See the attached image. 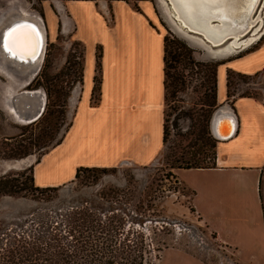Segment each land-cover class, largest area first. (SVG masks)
<instances>
[{"label": "rangeland", "instance_id": "1", "mask_svg": "<svg viewBox=\"0 0 264 264\" xmlns=\"http://www.w3.org/2000/svg\"><path fill=\"white\" fill-rule=\"evenodd\" d=\"M90 1L103 14L109 27L115 25L113 2L121 1L132 8L137 6L140 13H143L142 6L148 4L155 11L156 28L165 36L182 41L191 51L193 61L180 65L176 71L187 78L188 89L178 97H170L165 105L171 144L188 145L189 140L195 141L196 134L207 125L206 116L212 111L206 105L210 100L207 95L210 94L211 65L243 57L264 43V0L254 13V19L259 18L258 27H262L259 39L248 48L229 55L219 54V50L211 49L206 43L201 46L199 41H190L188 37L191 35L175 21L165 0H0L1 20L13 13L30 14L45 27L47 41L39 73L30 85H15L9 79L15 78L14 73L0 62V188H6L0 192V258L4 254L2 247L14 243L20 236L28 238L40 234L49 237L52 226L62 224V211L95 199L104 208L113 205L118 210H125L128 226L133 222L132 217L143 220L142 232L147 239L150 264H160L163 252L170 249L190 251L210 264H239L231 252L215 243L205 228L193 221L191 212L185 208L190 192L179 182L175 172L174 178H166L169 169L164 158L149 167L127 163L106 175L85 172L58 191L37 189L35 180H32V167L43 155L60 145L72 125L76 112V103L72 100L83 89L85 53L90 49L87 34L82 31L81 40L75 37L77 25L67 5ZM79 4L82 9H78L81 11L78 20L93 37L102 38V22L91 13L89 6ZM82 26L80 23V28ZM102 50L97 47L98 57ZM96 72L98 80L91 99L93 105L100 101L102 82L101 68L98 67ZM244 75H235L233 79L235 97L246 94L264 103V70L256 75ZM24 91H39L46 97L45 112L36 124H23L9 111L13 96ZM221 107L212 116L211 132L214 116ZM198 175L193 170L179 173L180 180L187 186L202 181ZM138 222L135 224L139 225ZM176 257L180 264H189L184 255L173 252L164 256L162 264H170Z\"/></svg>", "mask_w": 264, "mask_h": 264}, {"label": "crops", "instance_id": "2", "mask_svg": "<svg viewBox=\"0 0 264 264\" xmlns=\"http://www.w3.org/2000/svg\"><path fill=\"white\" fill-rule=\"evenodd\" d=\"M79 3L89 6L102 22L103 39L93 37L78 20ZM111 6L114 27L107 25L91 1L67 5L77 25L75 37L81 40L82 33L87 34L90 49L85 53L83 89L72 100L76 103L72 125L61 144L32 167L37 188L68 185L80 168H119L127 163L149 167L163 156L165 35L156 28V14L148 4L142 6L143 13L121 1ZM98 46L103 49L102 82L100 101L93 105ZM229 70L247 75L263 71L264 43L218 68V104L221 111L234 115L237 131L231 139L218 142L216 167L192 169L202 181L189 186L180 180L182 170L174 172L190 192L185 208L193 221L231 252L237 263L264 264V209L259 191L264 169V103L251 97L227 102ZM169 252L184 255L189 264H210L182 249L165 250L160 264ZM178 261L176 257L170 264Z\"/></svg>", "mask_w": 264, "mask_h": 264}, {"label": "trees", "instance_id": "3", "mask_svg": "<svg viewBox=\"0 0 264 264\" xmlns=\"http://www.w3.org/2000/svg\"><path fill=\"white\" fill-rule=\"evenodd\" d=\"M134 9L141 12V9L137 6ZM190 52L182 41L165 36V105L170 97H178L188 89L187 78L184 76L181 77V74H176V71L180 65H187L190 61H193ZM101 59L102 55L100 57L97 56V69L98 67L101 68ZM225 63L226 61L211 65L212 78L209 90L210 94L207 95V91L205 95L210 98L209 102H206V105L212 111L206 116L207 125L196 134L195 141L189 140L190 142L186 146L175 143L171 144V133L165 118L164 151L162 158H164L165 165L169 169V173L166 175L168 180L170 177L174 178V170L209 169L216 167L217 144L219 141L211 132V119L219 108L218 68ZM235 75L246 76L233 70L228 71L227 102L229 103L237 98L232 92ZM97 80L98 78L96 76L94 87H96ZM239 97L254 98L246 94L240 95ZM190 135H195V133H191ZM117 169L80 168L77 171L76 179L80 178L81 174L85 172L106 175L109 172H116ZM32 180L34 181V176ZM66 186L37 189L40 191H58ZM263 189L264 169L259 182V191L264 209ZM5 190L6 188H0V192ZM62 212H64L62 215V224L52 226L49 237L45 238L40 234L28 238L20 236L14 243L7 244L5 248L2 247L4 254L0 258V263L150 264L147 259V239L142 232L143 220L132 217L133 222L128 226L125 220L128 214L125 210H118L113 205L104 208L95 199L68 207ZM136 222L139 225H136Z\"/></svg>", "mask_w": 264, "mask_h": 264}, {"label": "bare ground", "instance_id": "4", "mask_svg": "<svg viewBox=\"0 0 264 264\" xmlns=\"http://www.w3.org/2000/svg\"><path fill=\"white\" fill-rule=\"evenodd\" d=\"M261 1L230 0L227 4L216 6L197 5L192 0H171L174 8L178 12L179 21L183 22L184 26L192 31L203 33L214 45L221 44L232 35L243 37L249 32V37H244L239 41L237 40L220 48L218 52L222 55H229L236 50L246 49L259 39L262 27H258L259 18L254 19V13ZM216 19L220 21V24L212 25L211 22ZM17 25L31 27L22 28L23 37L19 49L21 55L13 56L5 50L3 43L6 32ZM181 26L183 27V25ZM32 28L35 29L34 32ZM188 39L194 43L195 41H199L201 46H205V42L198 37L189 36ZM46 42L45 27L39 19L30 14H25L24 12L22 14L13 13L0 21V62H3L7 69L14 73L15 78L9 79L15 85L25 87L27 84L32 83L35 76L39 73L45 53ZM40 48H43V51L34 64L24 65L15 61L35 60ZM1 65L0 70L2 69ZM31 75L35 76L31 78ZM23 96H29L32 99L26 103L21 102L20 99L22 100ZM12 99L13 102H11V109L9 111L11 110L23 124L31 123L34 119L39 120L45 112L47 101L42 92L24 91L22 94L14 95ZM225 114L229 116L235 129L236 123L234 115L231 112H225Z\"/></svg>", "mask_w": 264, "mask_h": 264}, {"label": "water", "instance_id": "5", "mask_svg": "<svg viewBox=\"0 0 264 264\" xmlns=\"http://www.w3.org/2000/svg\"><path fill=\"white\" fill-rule=\"evenodd\" d=\"M165 1L168 4V6H170L171 10L173 11L175 21H177L181 25H183L184 29H186L187 32L191 36H195V37L202 39L211 49L220 50V48L227 46L230 43L235 42L237 40L239 41L240 39L246 37L249 34V32H248L243 37H239L238 35H232V36L228 37L227 39H225L221 44L214 45L212 43V41L208 40V38L203 33L192 31L189 28H187L186 26H184L183 22L179 21L178 12L174 8V5L171 2V0H165ZM211 23H212V25H219L220 21L218 19H216V20H213ZM42 51H43V48H40V51L37 53V57L35 58V60H32V61H31V59L29 61H19V60H15L14 58H11V59L15 60L16 62H20V64H24V65L34 64L39 59V57L41 56ZM31 99L32 98L29 96H23L22 100L20 99V101L26 103L28 100H31ZM36 121L37 120L34 119V120H32L31 123L36 122ZM235 123H236V120H235ZM230 128H231V130H229ZM236 131H237V123H236V128L234 129V125L232 124V121L230 120L229 116H226L225 112L219 110L215 114L213 122H212V132H213L214 137L218 141L229 140L235 135Z\"/></svg>", "mask_w": 264, "mask_h": 264}, {"label": "snow or ice", "instance_id": "6", "mask_svg": "<svg viewBox=\"0 0 264 264\" xmlns=\"http://www.w3.org/2000/svg\"><path fill=\"white\" fill-rule=\"evenodd\" d=\"M193 3L197 5H216L221 6L230 2V0H192ZM31 27L27 25H17L15 27L10 28L4 38L3 47L6 51H8L11 55L17 56L21 55L19 49L21 47V40L23 37L22 28ZM34 32L35 29L32 28Z\"/></svg>", "mask_w": 264, "mask_h": 264}, {"label": "flooded vegetation", "instance_id": "7", "mask_svg": "<svg viewBox=\"0 0 264 264\" xmlns=\"http://www.w3.org/2000/svg\"><path fill=\"white\" fill-rule=\"evenodd\" d=\"M36 76H37V75H36ZM36 76H35V77H36Z\"/></svg>", "mask_w": 264, "mask_h": 264}]
</instances>
